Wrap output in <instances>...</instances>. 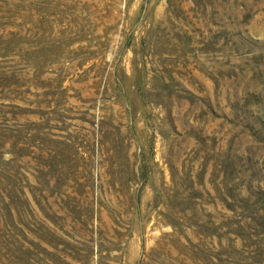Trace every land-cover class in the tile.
<instances>
[{
    "label": "rangeland",
    "instance_id": "rangeland-1",
    "mask_svg": "<svg viewBox=\"0 0 264 264\" xmlns=\"http://www.w3.org/2000/svg\"><path fill=\"white\" fill-rule=\"evenodd\" d=\"M0 264H264V0H0Z\"/></svg>",
    "mask_w": 264,
    "mask_h": 264
}]
</instances>
